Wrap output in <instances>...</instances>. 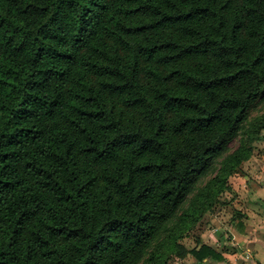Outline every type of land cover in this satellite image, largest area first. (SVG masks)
<instances>
[{"label":"trees","instance_id":"trees-1","mask_svg":"<svg viewBox=\"0 0 264 264\" xmlns=\"http://www.w3.org/2000/svg\"><path fill=\"white\" fill-rule=\"evenodd\" d=\"M263 131L264 0H0V264L222 259Z\"/></svg>","mask_w":264,"mask_h":264},{"label":"crops","instance_id":"crops-1","mask_svg":"<svg viewBox=\"0 0 264 264\" xmlns=\"http://www.w3.org/2000/svg\"><path fill=\"white\" fill-rule=\"evenodd\" d=\"M248 163L243 165L245 172L258 168ZM259 174L257 180L243 177L239 182L242 190L239 198L235 199V218L228 230L220 229L222 232L218 235H200L202 243L213 248L222 259L204 258L195 264H264V165L260 167Z\"/></svg>","mask_w":264,"mask_h":264},{"label":"rangeland","instance_id":"rangeland-1","mask_svg":"<svg viewBox=\"0 0 264 264\" xmlns=\"http://www.w3.org/2000/svg\"><path fill=\"white\" fill-rule=\"evenodd\" d=\"M237 145L238 138H235L229 142V150H233ZM247 162H250L248 163L249 165L252 163L254 166H258V168L252 172L246 171V173L243 170V165ZM243 165L238 168L240 169L239 172L236 171L230 175V187L221 195L220 201L215 203L213 209L203 214L202 218L195 224V226H193L192 229H190L186 236L181 238L180 242L185 244L187 247H191L194 244L193 237L195 234L201 235L202 233H213L218 235L219 232H222L221 230H228L229 224L235 218V199L236 197L239 198V191L242 190L239 182L243 180V177H248L249 180H257L260 178V167L264 165V137L254 142V152L249 160L244 162ZM251 185L252 182L249 186ZM194 262L195 260L193 256L187 255L185 258L173 257L169 260L168 264H195Z\"/></svg>","mask_w":264,"mask_h":264}]
</instances>
